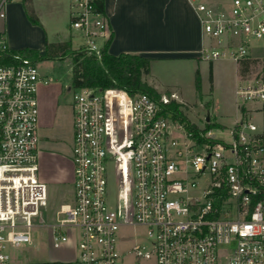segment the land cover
<instances>
[{
	"label": "built area",
	"instance_id": "built-area-1",
	"mask_svg": "<svg viewBox=\"0 0 264 264\" xmlns=\"http://www.w3.org/2000/svg\"><path fill=\"white\" fill-rule=\"evenodd\" d=\"M11 1L0 0V19ZM104 1L70 4L78 48L98 59L112 34ZM190 1L204 39L199 58L249 63L235 91L239 116L218 127L230 138L215 135L211 119L199 126L172 110L176 93L71 86L74 191L53 223L43 216L48 186L38 163V89L50 80L0 32V264H125L129 253L135 264H264V57L252 41L264 37V0ZM139 226L147 243L128 231ZM40 227L73 255L15 262L9 250L34 244Z\"/></svg>",
	"mask_w": 264,
	"mask_h": 264
},
{
	"label": "crops",
	"instance_id": "crops-1",
	"mask_svg": "<svg viewBox=\"0 0 264 264\" xmlns=\"http://www.w3.org/2000/svg\"><path fill=\"white\" fill-rule=\"evenodd\" d=\"M70 4L71 0H30L28 5L39 20L35 24L27 15L23 0H13L7 6L6 17L0 19V32L5 33L12 48H33L44 55L48 43L68 41L75 36L69 31ZM104 8L113 32L110 53L151 56V71L153 64L159 61L199 58L204 39L190 0H105ZM70 88L67 87L68 93ZM64 92L61 84L51 81L42 82L38 89L39 176L47 186L61 184L72 176L70 157L51 148L58 143L44 136V131L55 124L58 112L65 105Z\"/></svg>",
	"mask_w": 264,
	"mask_h": 264
},
{
	"label": "rangeland",
	"instance_id": "rangeland-1",
	"mask_svg": "<svg viewBox=\"0 0 264 264\" xmlns=\"http://www.w3.org/2000/svg\"><path fill=\"white\" fill-rule=\"evenodd\" d=\"M73 35H79L75 30L69 29ZM72 47L78 48L83 40L79 36H72ZM259 49L256 53L264 57V37L252 40ZM205 42H207L205 40ZM42 49V48H41ZM40 53V52H39ZM42 54V53H40ZM41 74H47L51 82L62 85L66 92L62 95L64 107L58 112L56 122L44 136L58 143L53 147L61 155L70 157L72 161V143L74 134V111L72 93L67 92V87L72 86V60L71 57L43 58L38 61ZM200 70L201 88L197 89L196 71ZM43 74V75H44ZM145 80L154 87L160 95L176 93L183 112L193 123L204 126L207 116L211 119V128L215 135L225 139L230 136L218 130L219 125L227 128L233 127L235 119L239 116L236 87L241 83L239 63L232 59H219L213 62L200 59L196 56L181 60L159 61L153 64L152 71L145 76ZM50 148V147H49ZM64 158V157H63ZM72 176L61 184L48 185L47 206L43 208V216L47 223L55 221L54 212L61 203L71 201L73 197V163ZM201 184L208 181L207 176L200 180ZM110 198L112 201L117 196V183L113 166L108 179ZM50 228H37L34 232V244L12 247L9 250L15 262H44L55 258H69L73 255L72 245L66 244L61 248H53L50 242ZM129 233L140 241L147 243L145 227H129ZM143 234V236H142ZM134 240L122 244L121 249L132 248ZM134 255L129 253L125 264H135ZM140 264H155L152 260H142Z\"/></svg>",
	"mask_w": 264,
	"mask_h": 264
},
{
	"label": "trees",
	"instance_id": "trees-1",
	"mask_svg": "<svg viewBox=\"0 0 264 264\" xmlns=\"http://www.w3.org/2000/svg\"><path fill=\"white\" fill-rule=\"evenodd\" d=\"M29 1L23 0L27 15L33 23L38 24L39 20L33 9L28 5ZM98 9L105 11L104 4L100 3ZM112 38L113 32L103 46L101 59H98L94 54H90L81 48L74 49L71 40L48 43L44 55H40L38 50L33 48H21L19 50L35 60L43 58H63L65 56L71 57L72 86L75 88H118L124 89L130 95L146 91L159 97L160 93L157 89L145 80V76L151 72L153 58L151 56L125 52L118 55L112 54L109 52ZM248 67L249 63L247 61L239 63L240 73L246 71ZM195 74L197 89L200 90V70L197 69ZM180 106L181 104L176 101H172L169 105L175 112L183 114Z\"/></svg>",
	"mask_w": 264,
	"mask_h": 264
},
{
	"label": "water",
	"instance_id": "water-1",
	"mask_svg": "<svg viewBox=\"0 0 264 264\" xmlns=\"http://www.w3.org/2000/svg\"><path fill=\"white\" fill-rule=\"evenodd\" d=\"M210 119V116H207V120H209Z\"/></svg>",
	"mask_w": 264,
	"mask_h": 264
}]
</instances>
